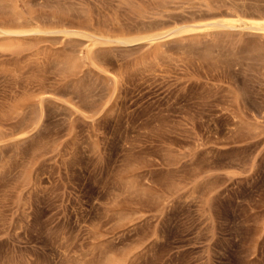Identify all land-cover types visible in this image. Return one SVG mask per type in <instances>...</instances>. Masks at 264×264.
Listing matches in <instances>:
<instances>
[{
  "label": "rangeland",
  "instance_id": "1",
  "mask_svg": "<svg viewBox=\"0 0 264 264\" xmlns=\"http://www.w3.org/2000/svg\"><path fill=\"white\" fill-rule=\"evenodd\" d=\"M163 1L0 0V23L16 12L26 28L130 36L153 18L140 7ZM166 1L154 19L194 10ZM252 35L0 36V264H264V36Z\"/></svg>",
  "mask_w": 264,
  "mask_h": 264
},
{
  "label": "bare ground",
  "instance_id": "2",
  "mask_svg": "<svg viewBox=\"0 0 264 264\" xmlns=\"http://www.w3.org/2000/svg\"><path fill=\"white\" fill-rule=\"evenodd\" d=\"M165 1L166 0L161 2L162 3L161 5H158L159 3L156 4L157 6H155V8L153 7L152 11H148V8H147L148 5L146 6L147 10H146V8L142 9V7H140V10H138L140 12V14L138 13L140 17L143 16L144 18L145 17L147 18V16H148V18H149V16H153V18L150 19L151 21L142 22L141 24L138 23L141 26L139 27L137 25L139 29L136 31V33H134V35H133V32H135V31H133L132 34L130 33V36H128V33L125 35H119L118 34V35H112L111 36V35H102V34L87 33V32H78L77 30L74 31V30L69 29L67 27L66 28L62 27L60 25L41 28L39 25L38 26H35V25L31 26V24L28 23L27 26L29 25L30 28H26L25 27L26 24L24 22H23L24 23L23 24L20 20H18V19H20L19 18L20 16L14 10H12V12L13 11L15 12L14 14L16 17H14V15H13L15 20L10 21V22H6V23H0V36L1 37L4 36V37H6V39H8V38H11L10 37L11 35H17L18 36V35H21L24 33L28 34L29 32L37 33V34L39 32H48V33L49 32H62V33H66V34L68 33L70 35L71 34H80V35L86 37L87 41H90L93 46H96L97 44H101V43H105V42H106V44L108 42H115V43H123V45L124 44L126 45V43L131 44V42H135V41H140V42H145L147 44H154V45L160 46L161 43H163V42L165 43V39H167V38L173 39L174 36H176V37L178 36L179 39H181V38L185 39L186 37L189 38L190 36H194V35L195 36H198V35H205V36L206 35H212L213 36L214 35L213 36V38H214L215 35H217V34L224 33V34L229 35L231 32H233L235 30L240 32V33L244 32L246 30L247 33H250L253 35L256 34L260 37L264 36V4H262V3H264V0L263 1H260V0H253V1H251V0H176L175 3H179V4L181 3L182 5L187 6V7L182 6V9H184V8H186V9L191 8L192 9L193 8L194 10H191L190 12L188 11L190 15L187 18L185 17L184 19H182L180 21H176V19H175V20H172L169 22H166L164 20L159 19V17L160 16L162 17L164 11L168 8L167 4H169V3H167V2H170V1L165 2ZM153 2H154V0H153ZM171 2H174V0H172ZM150 3H152V2H150ZM135 6H137V5H135ZM173 6H171V9ZM154 9H155V11H154ZM173 10H175V8ZM168 11L166 10V12H168ZM154 15H158L159 17H157V18L159 20L157 18H156L157 20L154 19ZM164 15L168 16L167 13L166 14L164 13ZM2 22H4V21H2ZM41 25H43V24L41 23ZM133 30H135V28ZM12 38H15V37L12 36ZM195 38H197V37H195ZM213 42H215L214 39H213ZM210 46H213V45H209V47ZM204 47L202 49L206 48V47L205 48ZM209 47H207V48H209ZM253 47L258 48L257 45H255V44L253 45ZM210 48H212V47H210ZM191 49L193 50V48H191ZM202 49H201L202 55H203L202 52H204V54H208V53H210V50H211V49L210 50L207 49L206 50L207 52H205V50L202 51ZM251 49H253V48H251ZM213 50H214V48H213ZM213 50L211 51V53H214ZM188 53H190V52H188ZM226 54H227V52H226ZM205 56H209V55H205ZM210 56H211V54H210ZM213 56H215V55H213ZM197 59H198V56H197ZM202 59H203V57H202ZM71 60H73V59H71ZM75 60L77 62L79 60V58H77ZM70 62L68 65H70ZM220 63H221V61H220ZM73 64L75 65L74 62H73ZM73 64H71V65L73 66ZM27 119H28V117H27ZM30 122H31V120H30ZM27 125L28 124H26V126ZM108 263L109 264H117V259H114V258L110 259L109 258Z\"/></svg>",
  "mask_w": 264,
  "mask_h": 264
}]
</instances>
